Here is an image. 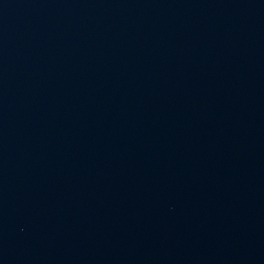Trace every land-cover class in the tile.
I'll return each instance as SVG.
<instances>
[{
	"label": "water",
	"instance_id": "water-1",
	"mask_svg": "<svg viewBox=\"0 0 264 264\" xmlns=\"http://www.w3.org/2000/svg\"><path fill=\"white\" fill-rule=\"evenodd\" d=\"M0 264H264V0H0Z\"/></svg>",
	"mask_w": 264,
	"mask_h": 264
}]
</instances>
